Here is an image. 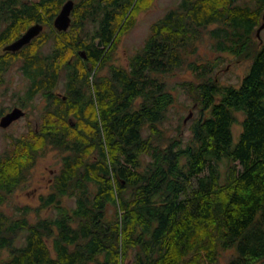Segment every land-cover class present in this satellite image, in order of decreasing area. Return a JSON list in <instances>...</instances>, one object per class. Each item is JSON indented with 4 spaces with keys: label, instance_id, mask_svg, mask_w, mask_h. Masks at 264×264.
Masks as SVG:
<instances>
[{
    "label": "trees",
    "instance_id": "obj_1",
    "mask_svg": "<svg viewBox=\"0 0 264 264\" xmlns=\"http://www.w3.org/2000/svg\"><path fill=\"white\" fill-rule=\"evenodd\" d=\"M65 1L24 2L28 21L1 33L4 44L31 21L48 28L8 51L25 80L12 99L28 112L37 95L45 102L0 154V264H217L233 248L227 264L263 261L264 0H179L125 66L112 62L120 36L154 0H73L59 31L52 20ZM203 39L214 58H195ZM223 52L252 59L239 86L219 81ZM184 65L198 110L185 144L161 127L175 100L165 75ZM49 150L61 164L48 191L7 212Z\"/></svg>",
    "mask_w": 264,
    "mask_h": 264
},
{
    "label": "rangeland",
    "instance_id": "obj_2",
    "mask_svg": "<svg viewBox=\"0 0 264 264\" xmlns=\"http://www.w3.org/2000/svg\"><path fill=\"white\" fill-rule=\"evenodd\" d=\"M37 1V0H35ZM179 0H154L151 7L141 9L138 11L135 17V22L130 28L125 30L119 39L115 52L113 53L112 62L117 66H125L129 57L136 53L145 42L146 37L149 34L151 24L161 18L168 8L175 5ZM263 22V19H262ZM261 22V23H262ZM260 26V25H259ZM89 28H92V24L89 23ZM48 29L47 27H45ZM260 36L264 40V27L260 31ZM216 54L212 52L209 42L202 40L198 47V55L195 58L204 60L207 58H214ZM206 58V59H207ZM216 74L219 77V81L222 84H233L239 86L242 78L250 71L252 65V59H244L237 61L232 54L223 52L221 58L217 61ZM16 66V65H15ZM101 75L106 73V70H102ZM7 78L9 80H7ZM5 76V80L2 84V90L8 84L9 91L6 96L1 97V105H9L12 99L13 92L18 93L24 87L20 73L13 69ZM168 88L173 93L175 100L166 113L163 123H161L162 129L168 136H176L180 131L183 144L188 140L191 135L189 129V123H191L194 116L198 114V110L193 105V97L188 90L186 83L194 80L193 72L182 66L165 75ZM183 82V83H182ZM63 83H60L58 87L59 92H63ZM15 101V100H14ZM33 105H29L32 111L28 112L27 118H21L15 122L9 128L0 127V154L10 146L11 137L21 136L28 129V126H33L37 123V119L40 116L42 107L44 105V97L37 95L33 101ZM242 119L241 113H237V120ZM147 132V131H146ZM145 132V134H146ZM233 132V144L239 140L241 132V124L235 122L232 125ZM144 134V135H145ZM60 155L56 150H49L44 156L38 159L36 166L32 172V177L25 184L24 187L12 192L9 202L3 207L7 212H12L14 206L29 204L31 206L38 204V196L40 193L48 191V184L54 171L56 172L61 164ZM69 203L73 204V200H69ZM47 211L46 214H49ZM237 254L236 249H229L222 252L221 257L217 264H227L230 257ZM258 264H264L260 261Z\"/></svg>",
    "mask_w": 264,
    "mask_h": 264
},
{
    "label": "flooded vegetation",
    "instance_id": "obj_3",
    "mask_svg": "<svg viewBox=\"0 0 264 264\" xmlns=\"http://www.w3.org/2000/svg\"><path fill=\"white\" fill-rule=\"evenodd\" d=\"M35 0H0V101H1V97H2V80H5V76L7 78V74L10 73L13 69H16L20 75H21V79L23 81V85H25V80L23 77V73L21 71H19L17 69V64L15 63V61L11 60L10 57L14 56L13 54L8 53V51L10 50H5L4 47L9 44L10 42L14 41L15 39H17L22 33H24L26 31V29L32 25L35 22H30L27 27L21 31L20 35L17 37H14L12 40L5 42L4 44H2L1 42V33L7 29H10V31H15L17 26H16V21L19 20L20 18H22L23 16H27L26 19H24V21L22 23H25L28 21V17L30 16V10H28V8H24L23 7V3L27 2V5H30L32 2H34ZM62 6V5H61ZM60 6V8H61ZM60 10V9H59ZM59 12V11H58ZM57 12V13H58ZM57 13L53 16V20L55 18V16L57 15ZM72 18V16H71ZM32 20V19H30ZM52 20V22H53ZM42 24V23H41ZM71 25V24H70ZM70 27V26H69ZM68 27V28H69ZM45 28V26L43 25V29ZM67 28V29H68ZM42 29V30H43ZM57 29V28H56ZM41 30V31H42ZM58 30V29H57ZM40 31V32H41ZM60 31V30H59ZM79 36V35H78ZM11 37V35H9L7 38ZM56 37V36H55ZM32 40V39H31ZM52 40H50L49 42H51ZM103 42L102 37L97 36L94 38V45ZM14 52V51H11ZM77 53H80L81 56L85 59L86 58V54L81 51L78 50ZM16 65V66H15ZM7 80H9L7 78ZM8 84L5 86L7 87ZM6 90V89H4ZM9 91V89L7 90V92ZM15 92H13L12 94H14ZM55 93L60 94L61 92H59L58 90L55 91ZM45 100V98H44ZM14 107H21L25 113L23 115H21L20 117H18L17 119L13 120L8 126L6 127H2V128H9L11 127L15 122H17L18 120H20L21 118H27L28 114V110L25 109L23 106L18 105L16 103V101H10L9 105L4 106L3 108H1V102H0V119L1 117L8 113L9 111H11ZM1 127V126H0Z\"/></svg>",
    "mask_w": 264,
    "mask_h": 264
},
{
    "label": "water",
    "instance_id": "obj_4",
    "mask_svg": "<svg viewBox=\"0 0 264 264\" xmlns=\"http://www.w3.org/2000/svg\"><path fill=\"white\" fill-rule=\"evenodd\" d=\"M74 6L73 0H66L57 15L53 20L54 26L58 30H66L71 24V11ZM263 22L256 30V35L260 38V31L264 27V12L262 15ZM43 29V24L40 22H35L30 25L24 33H22L17 39L7 44L4 49L10 51H16L20 49L24 44L31 41V39L38 35L40 31ZM25 111L21 107H14L11 111L4 114L0 119V126L6 127L8 126L13 120L17 119L21 115H23Z\"/></svg>",
    "mask_w": 264,
    "mask_h": 264
}]
</instances>
